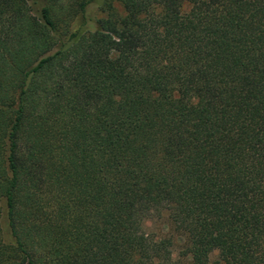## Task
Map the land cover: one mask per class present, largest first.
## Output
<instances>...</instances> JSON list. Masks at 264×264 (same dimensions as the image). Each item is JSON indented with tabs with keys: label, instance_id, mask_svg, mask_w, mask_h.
Returning <instances> with one entry per match:
<instances>
[{
	"label": "trees",
	"instance_id": "trees-1",
	"mask_svg": "<svg viewBox=\"0 0 264 264\" xmlns=\"http://www.w3.org/2000/svg\"><path fill=\"white\" fill-rule=\"evenodd\" d=\"M0 264H264V0H0Z\"/></svg>",
	"mask_w": 264,
	"mask_h": 264
},
{
	"label": "rangeland",
	"instance_id": "rangeland-1",
	"mask_svg": "<svg viewBox=\"0 0 264 264\" xmlns=\"http://www.w3.org/2000/svg\"><path fill=\"white\" fill-rule=\"evenodd\" d=\"M92 17L93 18H100V14L98 12H94L92 14ZM3 227H4V230L7 231V224L6 222L3 223ZM147 231L149 233H160L161 231H164L165 233L168 231V222H167V219L164 218L162 220H155V221H151L149 223H147V227H146ZM180 242V241H178ZM178 250H179V244H176V248H175V252L176 254L178 253ZM217 256V253L215 254ZM213 256V259L216 258V256Z\"/></svg>",
	"mask_w": 264,
	"mask_h": 264
}]
</instances>
